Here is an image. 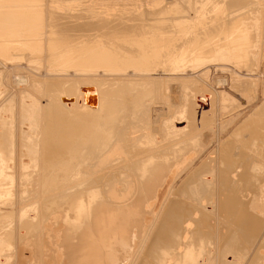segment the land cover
<instances>
[{
  "label": "bare ground",
  "instance_id": "obj_1",
  "mask_svg": "<svg viewBox=\"0 0 264 264\" xmlns=\"http://www.w3.org/2000/svg\"><path fill=\"white\" fill-rule=\"evenodd\" d=\"M186 1L0 0V200L32 193L41 163L42 113L29 91L12 90V75L26 72L27 88L34 74L45 75V95L89 111L67 119L58 104L43 116L48 168L41 186L54 185L59 168L75 172L60 186L86 180L68 189L39 230H22L0 264H134L174 182L240 113L216 121L256 102L264 0H234L216 39L193 29L206 16L183 18ZM176 13L181 18L171 19ZM212 75H226L225 87H207ZM172 84L179 85V104H170ZM261 97L224 146L172 191L135 264H264V85ZM163 98L172 111L152 132L151 110ZM12 124L18 135L11 161ZM85 126L87 144L77 147L76 132ZM126 162L96 193L80 196L81 187L94 188L95 175ZM14 166L12 181L5 179Z\"/></svg>",
  "mask_w": 264,
  "mask_h": 264
},
{
  "label": "rangeland",
  "instance_id": "obj_2",
  "mask_svg": "<svg viewBox=\"0 0 264 264\" xmlns=\"http://www.w3.org/2000/svg\"><path fill=\"white\" fill-rule=\"evenodd\" d=\"M213 1H214V3L217 4V5H215L217 7L214 6V9L216 8L215 11H213L214 10L213 9ZM239 1L242 2V0H239ZM211 2H212V4H211ZM235 4H237V3H235L234 0H208L207 2H205L204 5H203L202 1H200V0H189V1H186V4H184V5L182 4L181 12H182L183 15L186 16V17H183V18L190 19V20L194 19L195 15L197 13H199V15H201V16L203 15L202 17L206 16V17L202 18L203 20L196 22L195 23L196 26L193 25L194 27L193 26L192 27H193L194 30L197 31L196 33H198V37H201L200 36L201 33L204 32V33H210L213 36V37H211V39L212 38L216 39L217 34L220 33L219 31H221L219 29H221L223 27L222 26L223 25V21H227V23L231 21L230 18L228 19V16L232 13L231 9H233L235 7ZM201 5H203L205 7V10L201 8L202 7ZM218 5L219 6L221 5L220 8L222 10L221 9L218 10L219 9ZM241 7H244V5L241 6ZM217 10L220 11V12H217ZM222 12L226 14L225 17L223 16L224 14H222ZM212 13H213V15H211ZM180 18H181V16L177 15V13H176V15L171 17V19H177V20L180 19ZM201 26L203 28V31H201L202 30ZM219 38H220L219 45L222 44V46H223V44H224L226 46L227 42L224 43L223 37L220 36ZM197 39L198 38H196V37L194 38V40H196L198 42L197 45L201 44L200 43L201 39H198L199 41ZM23 69L26 70L24 67H23ZM26 71L30 72L29 70H26ZM31 73L34 74L33 72H31ZM34 75L36 77H38V76L39 77L37 79L36 78L33 79L35 83L33 85H31L30 88H27L28 83H29V79H28L29 75L26 72L23 73V74L12 75L11 81H12V85L14 86L12 90L13 91H14V89H15V91L16 90H21V94L23 92L24 96L25 95L27 96V94H28L27 92L29 91V94H28L27 98H29L30 100H32V102H34L33 106L35 105V107H36V105H37L36 108L40 109L39 111L38 110L37 111L42 113L41 117L43 119L40 117L41 118L40 120L42 122L40 121L39 122L40 124L37 125V132H38L37 134L38 135H37L36 138H38V145L41 147L40 149L43 152V150L46 147V146H44L45 145L44 144V135L48 134V132L46 130L45 123H44V117H45L46 111L49 108H51V107L54 108L56 105L59 104L60 106H62L61 107L62 109H67V111L66 110H64V112L62 111V114H65L66 115L65 118H67V119H69V118L73 119L74 116L76 117V115L78 117L79 113L83 114V113H85V112L87 113L89 111L87 109L83 110V111H81L79 109L70 110L69 108L64 106L65 104L63 105V103L60 100H58L56 98H51V97L45 95L42 92L41 85L46 86L45 85L46 84V80H45L46 76L45 75L41 76V75H36V74H34ZM153 76L154 77H158V75H153ZM40 77H42V78H40ZM110 77H113V76H110ZM114 77H122V76L115 75ZM260 77H261V80H260V83H259L258 98H257L256 102L251 104V105L246 106L245 108H242V109L236 111L234 114H231V115H229L227 117H224L222 119H218L216 121V123L214 124L216 126L220 122H223L225 119L240 113V116L226 129L225 132H223L221 134L220 137H218L216 139V142L204 154H202L174 182V184H173V186H172V188H171L166 200L164 201L160 211L158 212V215H157L155 221L153 222L152 227L150 228V230H149V232H148V234H147V236H146V238H145V240H144V242H143V244H142V246H141V248L139 250V253H138V255H137L136 259H135L134 264L137 262V260L141 256L142 252L144 251V248H145L146 244L149 241L150 235L154 231L155 226H156V224H157V222H158V220L160 218L161 213L163 212V209L165 207V204H166L167 200L171 196L172 191L174 189H176L179 186L180 183L183 182V180L188 176L189 173H191L195 169V167H197L202 161H204V159L206 158V156L209 153H211V152H213L215 150H218V148L220 146H224V143H225V142H223L224 139L230 135V133L234 130V128L237 127V125L242 123L246 118L250 117L252 111L263 101V98L261 96H262V87L264 85V40H263L262 65H261ZM160 78L164 79L165 77L161 76ZM226 84H227L226 75H212L211 76V81L209 83H205V85L207 87H213V88H217V87L218 88H220V87L224 88ZM69 88L70 87L66 88L63 92L67 93L68 91H71V90H69ZM24 90H26L27 92L24 91ZM63 92H61V94H63ZM165 96H166V94L164 93V97ZM169 97H170V104H179L180 103L179 85H177V84L170 85ZM59 105L57 107H59ZM171 111H172V108L165 105L164 98H163V102H162V104L160 106H153L152 107V110H151V120H152L151 121V130H152V132H156L157 131V124L159 123L160 118L165 117L168 113H171ZM98 114L96 116H100V114L99 115ZM55 121H60L61 122V120L58 119V116L56 117ZM105 123L106 122H103V121L100 122L99 128H103L105 126ZM51 125H53V124H51ZM100 125H101V127H100ZM41 127H42V130H41ZM86 128H88V127L85 126L84 129L82 130V132H81V130H78V132L80 131L79 133L76 132L75 136H76V139H78L77 142H76L77 147H79V146L80 147H85V145L87 144L85 137H83L86 134V132H87ZM16 130L18 132L17 124H12V126H11V136H12V144H11L12 148L11 149L12 150L10 149L11 158L9 159L11 161H12V159L14 157L15 152H16L15 144H16V139H17V135H18ZM52 136L54 137V133L52 134ZM76 139L74 138V141ZM84 139H85V141H84ZM72 147H74L73 144H71V154H72L73 150H76L75 148H72ZM226 147H227V145H226ZM41 151H40L41 157H40V161H39L41 163H39V165L36 166L37 169H36V173H35L36 174L35 175V185H34V189L32 190V193H30L26 198H24L22 200H18V201L16 199H14L12 196H11L12 198L10 197L8 199V201L0 200V254L1 253H4V254L7 253V250L11 246L16 247V245L18 244L20 239L24 236V234L28 235L30 233H35L37 230H39L41 225H42V222H43L45 216L48 214V212L51 210V208L54 206V204L67 201V198H65V197H67L69 195L68 194V189L74 188L77 185H80L79 183H81V182L86 180L85 179V180L78 181V182H70V183H66L64 186L63 185L60 186V184L63 182V180H65L67 177H70L75 172L72 171L71 173L65 174L62 171V169L59 168L56 171V173H55V175L53 177L54 178V185H52L53 187L51 186L50 188H48V187L45 188L44 185L41 186V182L44 181L46 170L48 168V162H46L48 160L47 159L45 160V156L43 155V153ZM155 152H156L155 150L152 151V152L151 151L150 152L147 151L145 153L143 152V154L148 156V155L153 154ZM68 164L70 165V163H68ZM127 165H128V163L126 162L124 164L117 165V166L112 167V168H110L108 170H105L102 173H99V174L95 175L94 176L95 177L94 180L96 181V183H95L94 188L92 187L93 188L92 189V188L88 187L86 189H83V187H81L80 190H79V191L82 192V193H80L81 194L80 196H83V194L85 192H87L89 194L96 193L97 192V188H101L102 183H103L102 181L104 179H106L107 177H109L110 172L115 171L117 168H119L121 166H127ZM6 170H7V173L4 175L5 179L12 181L13 177L15 176V172H14L15 166L11 167L9 169V171H8V169L6 167ZM90 178L91 177L87 178V181L90 180ZM90 182H91V180H90ZM37 183H38V185H37ZM92 185H93V183H91V186ZM87 186H84V188L87 187ZM10 194H12V191H11ZM27 200H29V201L26 202L25 204H21L22 201L24 202V201H27ZM22 230L24 231V234L21 232ZM5 249H6V251H5Z\"/></svg>",
  "mask_w": 264,
  "mask_h": 264
}]
</instances>
